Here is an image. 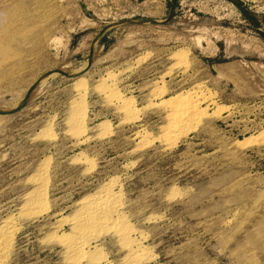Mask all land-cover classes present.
I'll return each mask as SVG.
<instances>
[{"label":"rangeland","instance_id":"1","mask_svg":"<svg viewBox=\"0 0 264 264\" xmlns=\"http://www.w3.org/2000/svg\"><path fill=\"white\" fill-rule=\"evenodd\" d=\"M39 80L0 114L2 264H264V0H0V110ZM106 189L135 244L70 255Z\"/></svg>","mask_w":264,"mask_h":264},{"label":"bare ground","instance_id":"2","mask_svg":"<svg viewBox=\"0 0 264 264\" xmlns=\"http://www.w3.org/2000/svg\"><path fill=\"white\" fill-rule=\"evenodd\" d=\"M181 53V52H180ZM182 56V55H181ZM181 62V61H180ZM109 77V76H108ZM106 79V78H105ZM77 81V80H76ZM79 82H80V84L81 83H83V84H85L84 82H85V79H81L80 78V80H79ZM104 82H105V80H104ZM106 83V82H105ZM76 84H79V83H76ZM111 85V84H110ZM200 85V84H199ZM84 86V85H83ZM109 86V85H108ZM110 87V86H109ZM80 88V87H79ZM105 88V87H104ZM106 88H107V86H106ZM112 88V87H111ZM114 88V87H113ZM83 89H84V87H83ZM156 90V89H155ZM110 91H112V90H110ZM117 92V91H116ZM190 92V91H189ZM81 93V92H80ZM113 93V92H112ZM180 94V93H179ZM82 95V94H81ZM119 95V94H118ZM83 96V95H82ZM81 96V97H82ZM111 97V96H110ZM113 97V96H112ZM120 98V97H119ZM188 98H189V96H188ZM199 98V97H198ZM112 99V98H111ZM118 99V98H117ZM175 99V98H174ZM177 99V98H176ZM83 100V99H82ZM178 100V99H177ZM188 100V99H187ZM190 100V99H189ZM188 100V101H189ZM192 100V99H191ZM197 100V99H196ZM76 101V100H75ZM168 101V100H167ZM174 101V100H173ZM184 101V100H183ZM182 101V102H183ZM193 101V100H192ZM187 102V101H186ZM201 102V101H200ZM212 102V101H211ZM127 103V102H126ZM132 103V102H131ZM130 103V104H131ZM76 104V103H75ZM81 104V103H80ZM80 104H79V106H80ZM170 104H171V102H170ZM173 104H174V102H173ZM172 104V105H173ZM184 104V103H183ZM182 104V105H183ZM192 104V103H191ZM194 104V103H193ZM192 104V105H193ZM82 105H84V104H81V106ZM124 105H125V103H124ZM195 105V104H194ZM198 105V104H197ZM74 106H76V105H74ZM196 106V105H195ZM77 107V106H76ZM85 107V106H84ZM176 107V106H175ZM192 107V106H191ZM198 107V106H197ZM122 108V107H121ZM126 108H127V106H126ZM186 108V107H185ZM196 108V107H195ZM11 109V108H10ZM82 109H84V108H82ZM177 110V109H176ZM188 110H189V108H188ZM193 110V109H192ZM191 109H190V112L192 111ZM196 110H198V109H196ZM185 111V110H184ZM201 111V110H200ZM77 112H78V110H77ZM129 112V111H128ZM172 112H174V111H172ZM178 113H179V111H177ZM187 111H185V113H186ZM189 112V111H188ZM193 112V111H192ZM191 112V113H192ZM207 112V111H206ZM75 113H76V111H75ZM176 113V112H175ZM73 114V113H72ZM86 114V113H85ZM181 113H179L178 115H180ZM175 115V114H174ZM183 115V114H182ZM189 115V113L187 114V116ZM200 115V114H199ZM73 116H77V115H73ZM81 116V115H80ZM78 117V116H77ZM84 117H85V115H84ZM127 117V116H126ZM182 117V116H181ZM184 117V116H183ZM186 117V116H185ZM193 117V116H192ZM173 118V117H172ZM171 118V119H172ZM176 118H177V116H176ZM70 119V118H69ZM174 119V118H173ZM187 119V118H186ZM71 120H72V118H71ZM70 120V121H71ZM74 120V119H73ZM129 120V119H128ZM75 121V120H74ZM183 121H185V118H184V120ZM190 121V120H189ZM181 122H182V120H181ZM72 123V122H71ZM79 123V122H78ZM83 123V122H82ZM81 123V124H82ZM81 124H80V126H81ZM175 124V123H174ZM177 124V123H176ZM180 124V123H179ZM71 125V124H70ZM75 125V124H74ZM72 126V125H71ZM70 126V127H71ZM102 126H104V125H102ZM107 125H105V127H106ZM79 127V126H78ZM173 127V126H172ZM75 128V127H74ZM107 128V127H106ZM179 128V127H178ZM70 129V128H69ZM78 129V128H77ZM81 131H82V129H80ZM170 130V129H169ZM177 130V129H176ZM80 131V132H81ZM42 132V131H41ZM76 132H78V130H76ZM79 132V133H80ZM169 132V131H168ZM173 132V131H172ZM171 132V133H172ZM40 133V132H39ZM83 133V132H82ZM166 133H167V131H166ZM74 134V133H73ZM77 134V133H76ZM77 135H79V134H77ZM81 135V134H80ZM42 136V135H41ZM75 136V135H74ZM166 136H168V135H166ZM165 136V137H166ZM170 136V135H169ZM170 139V138H169ZM170 144V143H169ZM46 161V160H45ZM44 165V164H43ZM40 168V167H39ZM44 168V167H43ZM45 169H47V168H45ZM39 170V169H38ZM44 170V169H43ZM45 171V170H44ZM47 172H48V170H47ZM39 173V172H38ZM43 173V172H42ZM45 175V174H44ZM46 177V178H45ZM32 178H34V177H32ZM38 178H40L39 176H38ZM37 178V179H38ZM44 178L45 179H47V176H44ZM118 178V177H117ZM44 179V184L43 185H47V183L45 182V181H47V180H45ZM114 179V178H113ZM119 179V178H118ZM115 180V179H114ZM117 180V179H116ZM31 181V180H30ZM40 181H41V179H40ZM42 181H43V179H42ZM110 182H112V178H111V181ZM117 182V181H116ZM115 182V183H116ZM40 183V182H39ZM46 183V184H45ZM109 184V183H108ZM40 185V184H39ZM42 185V184H41ZM107 185V184H106ZM115 185V184H114ZM110 186H111V184H110ZM41 187H44V186H41ZM106 187V186H105ZM113 187V186H112ZM111 187V188H112ZM46 188V187H45ZM105 189V188H104ZM35 190H37V191H35ZM34 190V192H31V194H29L30 196H29V201H30V203H31V205L32 206H34L35 205V207H36V205H38V203H40V202H42V203H40V204H43L44 202H47L44 198H46V196L48 195V193H47V195L45 196V197H43V195L44 194H46V193H44L45 191H43L42 192V194H41V192L39 193L38 192V189H35ZM42 190V189H41ZM107 190V189H106ZM33 191V190H32ZM99 191V190H98ZM106 192V194H103V193H100L99 195H101V196H97V197H95V198H91V200H90V203H88L87 204V206L85 205V208H83V210L81 211V216L78 218L79 220V224L78 225H80L79 227H75V228H78V231H77V229H76V233L74 232V234L75 235H71V237H70V235H66V236H68V237H70L71 239H70V242L68 241L69 239H67V241H68V243H69V246H68V249H69V252H70V255L71 254H76L77 252H83L84 250V247H85V244H87V243H85V240H84V236H86L87 234H90L88 231H87V229L89 228V229H91V226H93L92 228L94 229V226L95 225H99V224H101V225H103V224H110V225H113L111 222H113V223H122L123 224V222H124V220L123 219H121V218H119V219H117L116 218V220H114V217L112 216L114 213H117V211H118V208L121 206H119L118 207V205L121 203H117V197L118 196H116L115 195V192L114 193H107V192H109V190H107V191H105ZM44 193V194H43ZM120 193V192H119ZM103 194V195H102ZM28 195V194H27ZM91 196V195H90ZM93 196V195H92ZM121 196V195H120ZM123 197V196H122ZM84 199V198H83ZM45 200V201H44ZM48 200V199H47ZM85 200V199H84ZM89 200V199H88ZM82 201V200H81ZM87 201V200H86ZM27 203V202H26ZM117 203V204H116ZM46 204V203H45ZM39 206V205H38ZM43 206V205H42ZM25 207H26V205H25ZM31 207V206H30ZM29 207V208H30ZM32 208V207H31ZM31 208H30V210H31ZM34 208V207H33ZM80 208V207H79ZM28 209V208H27ZM34 210V209H33ZM44 210V209H43ZM43 210H41V212L43 211ZM28 212V211H27ZM119 212V211H118ZM31 213V212H30ZM78 213V212H77ZM76 213V214H77ZM79 213H80V211H79ZM28 214V213H27ZM34 213H32V215H33ZM124 214V213H123ZM116 215V214H115ZM113 217V220H111V218ZM119 217V216H118ZM124 217V216H123ZM149 219V218H148ZM77 221V222H78ZM11 222V221H10ZM13 222V221H12ZM77 222H76V224H77ZM127 222V221H126ZM126 222H124V223H126ZM120 223V224H121ZM130 223V222H129ZM129 223H127V224H129ZM12 224V223H11ZM121 224V225H122ZM8 225V224H7ZM119 224H114V227H116L117 228V226H118ZM123 225H125V227L127 226L126 224H123ZM133 225V224H132ZM132 225H128V226H132ZM59 226H61V225H59ZM105 226V225H104ZM128 226H127V228H123L124 230H122L123 232H121L122 233V235H121V233L119 232V230L120 229H118L117 231L119 232V236L121 235L123 238L122 239H124L126 242L125 243H127L128 244V242H134V243H132V244H135V240L134 241H132L133 240V237H131L132 238V240H131V238H130V236H129V234L131 235V232L129 233V230H130V228H129V230H127L128 229ZM109 228H110V226H108ZM120 227V226H119ZM123 227V226H122ZM96 228V227H95ZM97 228H98V226H97ZM101 228V227H100ZM107 228V227H106ZM105 227L103 228V231L105 232V230L104 229H106ZM108 228V229H109ZM113 228V227H112ZM115 228V229H116ZM132 228V227H131ZM133 229V228H132ZM13 230V229H12ZM111 230V229H110ZM8 231H10V230H8ZM8 231H6V232H8ZM75 231V230H74ZM106 231H108V230H106ZM3 232V231H2ZM12 232V231H11ZM94 232V231H93ZM97 232H100V231H96V233ZM117 232V233H118ZM9 233V232H8ZM102 233V232H101ZM107 233V232H106ZM8 235V234H7ZM10 235V234H9ZM77 235H79V238H77ZM91 235V234H90ZM94 235H95V233H94ZM97 235V234H96ZM109 235V234H108ZM2 235H0V237H1ZM58 236V235H57ZM62 236H64V233H63V235ZM65 236V237H66ZM87 236H89V235H87ZM143 236V235H142ZM64 237V238H65ZM68 237H66V238H68ZM93 237V236H92ZM3 238H6V237H1V239H0V264H2V262H3V257H4V255H5V252H6V247H7V245H8V243L7 244H5L4 246H2V244H3ZM60 238H63V237H60ZM89 238H90V236H89ZM137 238V237H136ZM135 238V239H136ZM59 239V238H58ZM3 242H2V241ZM5 240H7L8 241V239L6 238ZM65 240V239H64ZM90 240V239H89ZM123 240V241H124ZM67 241H65V242H67ZM139 241V240H138ZM8 242H10V240L8 241ZM13 242V241H12ZM11 242V243H12ZM6 243V242H5ZM89 244V243H88ZM122 244H124V243H122ZM126 244V245H127ZM68 245V244H67ZM130 244H128V246H129ZM91 246V245H90ZM127 246V247H128ZM139 246V245H138ZM10 248V247H9ZM90 248V247H89ZM129 248H131V245L129 246ZM140 248H142V247H140ZM97 250V249H96ZM95 250V251H96ZM138 250V249H137ZM98 251V250H97ZM143 251V250H142ZM69 252H68V254H69ZM89 252H90V250H89ZM93 252V251H92ZM129 253V252H128ZM127 253V254H128ZM131 253V252H130ZM148 253V252H147ZM94 254V253H93ZM89 255V254H88ZM131 255V254H130ZM137 255V254H136ZM67 256V255H66ZM75 256V255H74ZM73 257V256H72ZM136 257V256H135ZM68 259H69V257H68ZM80 259V258H79ZM84 259H85V257H84ZM126 259H127V255H126ZM125 259V260H126ZM132 259H134V258H132ZM131 259V260H132ZM139 259V258H138ZM140 259H142V258H140ZM76 260H78V259H76ZM82 260V259H81ZM102 260V259H101ZM100 260V261H101ZM136 260H137V258H136ZM141 261V260H140ZM77 262H79V261H77ZM102 262V261H101ZM136 262V261H135ZM131 263V262H130ZM129 263V264H130ZM134 263V262H133ZM79 264V263H78ZM126 264V263H125ZM139 264V263H138Z\"/></svg>","mask_w":264,"mask_h":264},{"label":"water","instance_id":"3","mask_svg":"<svg viewBox=\"0 0 264 264\" xmlns=\"http://www.w3.org/2000/svg\"><path fill=\"white\" fill-rule=\"evenodd\" d=\"M174 10V3L171 1V14L170 16L172 15V12ZM89 69V67L84 71V72H81V73H78V74H71L69 71H66V70H62V69H57V70H53V71H50L48 72L44 77L48 76V75H51V74H54V73H61V74H64L68 77H72V78H76V77H79L81 76L83 73H85L87 70ZM41 80H39L34 86L33 88L29 91V93L27 94V97L25 99V101L23 102V104H21L20 106L16 107L15 109L13 110H0V114H12V113H15V112H18L20 111L28 102V100L30 99L35 87L39 84Z\"/></svg>","mask_w":264,"mask_h":264},{"label":"trees","instance_id":"4","mask_svg":"<svg viewBox=\"0 0 264 264\" xmlns=\"http://www.w3.org/2000/svg\"><path fill=\"white\" fill-rule=\"evenodd\" d=\"M216 61V60H215Z\"/></svg>","mask_w":264,"mask_h":264}]
</instances>
